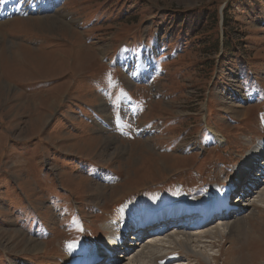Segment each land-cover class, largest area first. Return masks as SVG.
<instances>
[{"label": "rangeland", "instance_id": "rangeland-1", "mask_svg": "<svg viewBox=\"0 0 264 264\" xmlns=\"http://www.w3.org/2000/svg\"><path fill=\"white\" fill-rule=\"evenodd\" d=\"M35 1L0 19V239L17 230L47 250L20 253L16 238L0 264L83 262L117 218L121 235L229 184L248 187L254 211L216 256L165 250L179 256L163 264H264V203L246 186L255 166L237 173L264 143V0Z\"/></svg>", "mask_w": 264, "mask_h": 264}, {"label": "bare ground", "instance_id": "bare-ground-1", "mask_svg": "<svg viewBox=\"0 0 264 264\" xmlns=\"http://www.w3.org/2000/svg\"><path fill=\"white\" fill-rule=\"evenodd\" d=\"M0 19L4 18L5 16L9 15L10 13L16 12V14H30L31 10L33 9H27L26 7L22 8L19 7L15 0H0ZM37 2V0L35 1ZM53 7V3H49V5L43 7L44 9H50ZM40 9H38V12ZM37 15V14H35ZM40 18V17H39ZM52 18V17H50ZM44 20V18H42ZM41 20V19H40ZM39 21V20H38ZM42 22V20H41ZM9 22L4 23V26L8 25ZM38 23V22H37ZM56 23V22H55ZM59 23V22H58ZM50 24V23H49ZM53 24V23H52ZM33 25V24H32ZM46 25V24H44ZM47 26V25H46ZM54 26V25H53ZM52 26V27H53ZM57 26V25H56ZM49 27V26H48ZM43 28V27H42ZM41 30V29H40ZM49 30V28H48ZM51 30V29H50ZM53 30V29H52ZM64 30V29H63ZM70 31V30H69ZM66 32V31H65ZM3 42V41H2ZM13 48V47H12ZM20 54L23 55L24 52L19 51ZM10 54V53H9ZM18 54V52H17ZM39 58V56H37ZM3 59L6 63L7 59L3 53H0V59ZM109 61V60H108ZM107 61V63H108ZM149 74V73H148ZM152 76V75H151ZM142 78H138L140 80ZM2 83V82H0ZM3 84V83H2ZM4 89L7 90V92L10 91V88L7 85H4ZM12 91V89H11ZM54 103V102H53ZM212 128V127H211ZM213 132L210 131L212 135H214L216 141L218 144H222L226 142L223 135L218 136V132L214 129ZM103 141V140H102ZM106 146L109 148L114 147L115 143L114 140L106 139ZM118 148V147H117ZM118 150V149H116ZM105 151V150H104ZM121 151V150H120ZM116 152V151H115ZM114 152V153H115ZM120 153V152H119ZM123 154V153H122ZM264 154V143L260 144V146L254 147L250 152L248 151L247 155L245 156V161L237 168L238 175L244 173L245 171H250V169L255 166L256 160H258L262 155ZM113 155V154H112ZM115 155V154H114ZM116 157V156H115ZM119 158V157H118ZM177 160V159H176ZM181 161V160H179ZM261 161H263L261 159ZM166 164V163H165ZM164 163L162 165H165ZM259 169H254L251 178L248 180V184L251 188H254L256 190L259 189L255 194L258 199V201L264 203V161L260 163ZM169 165V163H168ZM257 166V164H256ZM255 166V167H256ZM254 167V168H255ZM27 183V182H26ZM247 184V185H248ZM228 185V184H227ZM229 187H216L213 189L212 192L207 194L203 198H197L195 200H192L183 207H179V211H170L166 210L163 212H155L154 210L148 211L145 214H142L141 219H138L136 222L133 223V225L130 227L132 230H134V233L131 234L129 243L126 242L125 248L121 249L123 239L127 236L128 230H126L125 233H121L119 235L117 233L118 228L116 227L119 218H117L114 222L110 223L108 226L110 228V235L105 240L104 244H101L102 248L100 249L99 253L94 255L93 257H90L88 260H84L83 262H73L71 264H89V262H92L94 259L96 263L100 264H120L121 259L127 260L129 255V250L132 248H135V244L137 243L140 247L139 252L136 253V255L133 256L132 261L130 264H134L135 260L138 262L148 263V264H163L165 261L172 260L173 262L178 260L177 257L179 256V253H163V251L167 250H183L185 254H193L196 256H201L202 258L209 259L210 256H216L213 252H210L211 250H208L210 247H213L214 243L216 241L220 240V238H223L225 235L233 236V234L236 232V229L242 224V221L246 218L242 215L244 213V210H251L254 211V202L249 199V193L247 191V188H243V195H238L237 198H235L234 203L231 205H225V202L222 203V193L226 190H233V185ZM260 186V187H258ZM100 191H103L104 188L100 187ZM235 190V189H234ZM103 194V193H102ZM100 194V195H102ZM254 197V196H253ZM257 202V201H256ZM212 205L213 207H218V204L220 205L221 210L224 209L222 212L221 218H219L221 225H216L215 227H210V223L206 224L204 227L199 228L196 231L193 232H185L184 227H182V224L175 223V219H173L172 224L174 225H165L162 222H157L154 224V226L148 228V227H141L145 222L156 220L158 218H166L168 215L172 214H185L187 211L191 212L195 208L200 211L199 213L192 216L193 222L196 224L204 217L210 213L207 205ZM229 206V207H228ZM244 206V207H242ZM257 206V205H256ZM259 206V205H258ZM243 209H242V208ZM246 207V208H245ZM242 215L241 217H239ZM223 219V220H221ZM160 225L167 226L160 228ZM185 225V224H184ZM194 225V224H193ZM129 229V228H128ZM173 233H169L172 232ZM239 235V234H238ZM124 236V237H123ZM17 239V243L13 246V248L21 247L20 253H30L33 255H37L40 252H45L47 250V246L43 245L41 242H36L33 239L25 238L20 231H14V233L9 234L6 237V240L0 239V245L3 244L5 251L9 250L11 251V245L13 240ZM147 240V242L145 241ZM125 241V239H124ZM223 241V240H222ZM147 243V244H146ZM128 247V248H127ZM137 247V248H138ZM109 252V253H108ZM127 252V254H126ZM107 254V258H104L101 254ZM212 259H215L213 257ZM130 260V259H128ZM189 261V259H188ZM199 263V262H198Z\"/></svg>", "mask_w": 264, "mask_h": 264}, {"label": "trees", "instance_id": "trees-1", "mask_svg": "<svg viewBox=\"0 0 264 264\" xmlns=\"http://www.w3.org/2000/svg\"><path fill=\"white\" fill-rule=\"evenodd\" d=\"M230 40H228V42L227 43H225L224 45H226V46H228V45H230V42H231V38L230 37H228ZM238 64H240L241 66V68H242V70L241 71H245L246 70V64L245 63H243L242 61H239V63ZM181 175H186V173H181Z\"/></svg>", "mask_w": 264, "mask_h": 264}]
</instances>
